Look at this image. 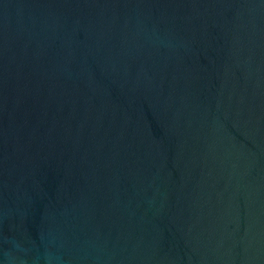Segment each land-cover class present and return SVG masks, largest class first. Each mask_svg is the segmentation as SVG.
Returning <instances> with one entry per match:
<instances>
[{"label": "water", "instance_id": "water-1", "mask_svg": "<svg viewBox=\"0 0 264 264\" xmlns=\"http://www.w3.org/2000/svg\"><path fill=\"white\" fill-rule=\"evenodd\" d=\"M0 264H264V0H0Z\"/></svg>", "mask_w": 264, "mask_h": 264}]
</instances>
